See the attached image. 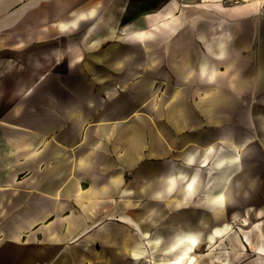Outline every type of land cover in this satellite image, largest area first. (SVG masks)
<instances>
[{
  "label": "crops",
  "instance_id": "crops-1",
  "mask_svg": "<svg viewBox=\"0 0 264 264\" xmlns=\"http://www.w3.org/2000/svg\"><path fill=\"white\" fill-rule=\"evenodd\" d=\"M262 3L0 0V264H146L216 154L259 178Z\"/></svg>",
  "mask_w": 264,
  "mask_h": 264
},
{
  "label": "bare ground",
  "instance_id": "bare-ground-1",
  "mask_svg": "<svg viewBox=\"0 0 264 264\" xmlns=\"http://www.w3.org/2000/svg\"><path fill=\"white\" fill-rule=\"evenodd\" d=\"M169 11L172 12V9L170 8ZM226 150L225 154H216L213 159V165L219 168V172L211 179L210 185L207 186L205 194L198 200V203L220 208L237 206L240 203L244 205L258 204L264 199V189L262 190L263 197H261L256 192L258 178L254 177L251 169L253 149L248 144H242L238 147L228 146ZM205 160L206 158L203 159V162ZM191 181L195 182L194 188H196L198 180L192 178ZM251 209L252 207L248 208L247 215ZM255 212L256 215H263L264 210L259 207L255 209ZM247 215H240V213L234 212L232 217H240L242 225H245L248 224ZM229 228H231L230 223L216 226L205 235V239L212 243ZM200 239V234L196 231L179 229L173 240L163 246L160 253H157L158 255H155L158 247L161 246L160 237L149 238L148 242L152 244L151 249L153 252L152 258L149 259V264H204L203 260L205 259H209L212 264H230L224 257L228 251L226 248L221 249V247L220 249H218L219 247L210 248L198 260L195 249L199 246ZM236 240L241 241L244 245L246 243L253 244L252 234L248 231H243V237H237ZM254 249L259 255L262 264H264V235H260L257 238ZM133 253L139 257V255L143 254V250L134 249Z\"/></svg>",
  "mask_w": 264,
  "mask_h": 264
},
{
  "label": "rangeland",
  "instance_id": "rangeland-1",
  "mask_svg": "<svg viewBox=\"0 0 264 264\" xmlns=\"http://www.w3.org/2000/svg\"><path fill=\"white\" fill-rule=\"evenodd\" d=\"M259 25L264 26V3L259 6ZM264 151V147H262ZM259 162L255 166L261 176L257 179L256 191L259 195L263 197L262 190L264 189V155L258 156ZM209 179V178H207ZM206 179V180H207ZM202 194L195 195V206H179L178 209V220H175L174 212L170 211V206H157L154 211H152L153 218L151 219L154 232L162 231L163 235L165 233H170L175 227L178 229H193L200 234L199 246L195 249L198 260L202 258V254L206 253L210 248L219 247L218 249L226 248L228 251L224 255L225 259L229 261L230 264H262L259 255L255 252L254 244L260 235H264V213L263 215H256L255 209L262 207L264 210V199H262L256 205L250 204H238L237 206H226V207H210L204 206L198 203ZM249 210L247 215V210ZM234 212L240 213V215H247L248 224L242 225L240 217L233 218ZM177 213V212H175ZM193 218H188L189 216ZM191 219V220H188ZM193 222V226H190ZM177 223V224H176ZM224 223H230L231 228L223 232L222 235L218 236L214 242L210 243L205 239V235L212 231L216 226H222ZM243 231H248L252 234L253 244L244 245L241 241H237V237H243ZM143 245L146 250V264H149V259L152 258L153 252L151 249L152 244L145 242L143 239ZM166 243L162 242L161 246L155 252L160 253L161 248L165 246ZM201 262V261H200ZM204 264H212L209 259L203 260Z\"/></svg>",
  "mask_w": 264,
  "mask_h": 264
}]
</instances>
